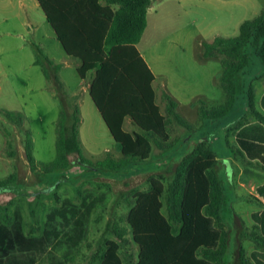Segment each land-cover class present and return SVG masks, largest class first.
Masks as SVG:
<instances>
[{
  "label": "rangeland",
  "instance_id": "rangeland-1",
  "mask_svg": "<svg viewBox=\"0 0 264 264\" xmlns=\"http://www.w3.org/2000/svg\"><path fill=\"white\" fill-rule=\"evenodd\" d=\"M240 4L243 6L223 0L222 4L205 6L197 2L185 6L174 19L173 35L186 43H170L166 37H158L151 23L147 47L156 58L159 55V60L165 51L168 61L181 62L187 54L183 44H188L192 55L200 60V40L235 37L240 24L253 19L264 8V0H241ZM10 12L4 16L8 20H0V111L22 112L25 121L19 128L0 112V180L15 175L14 186L21 194L0 193V224L9 228L17 223L24 239L36 240L29 243L30 251L15 254L17 259L28 264H99L105 244L116 240V232L124 231L118 241V253L124 264H135L138 249L131 241L126 222L129 202H133L137 192L148 191L151 181L157 180L164 188L162 213L166 214L165 197L174 167L203 143V148L208 147L215 154L213 171L226 199L220 213L221 223L217 225L227 239L224 264H238L240 249L247 259L255 255L264 262V247L260 248L256 241L257 235L264 236V197L259 194L264 188V123L249 110L247 94L252 87L255 109L264 116V64L255 54L254 44L247 48L250 61L240 75L242 88L234 108L223 118L201 120L198 105L192 107L181 102L180 115L194 125V131L168 120L167 142L171 147L159 149L153 143L148 161L118 173L89 172L73 165L66 171L43 174L40 163L55 158L56 121L62 106L51 82L28 61L31 51L35 55L36 47L42 52L25 29V23L35 26V19L29 18L16 0ZM76 85V81L67 80L65 107L75 104L71 95L75 94ZM76 93L75 99L82 101L83 116L78 131L83 155L101 160L109 152L117 159L114 140L90 96L80 90ZM224 98L221 88L219 98H208L204 106L215 107ZM162 101L165 103L163 96ZM162 112L165 114V108ZM124 128L134 129L129 123ZM26 129L33 139L36 160L33 166L24 152ZM239 140L250 144V153L241 150ZM51 186L50 191H44Z\"/></svg>",
  "mask_w": 264,
  "mask_h": 264
},
{
  "label": "trees",
  "instance_id": "trees-1",
  "mask_svg": "<svg viewBox=\"0 0 264 264\" xmlns=\"http://www.w3.org/2000/svg\"><path fill=\"white\" fill-rule=\"evenodd\" d=\"M47 23L54 31L66 54L79 62L78 75L90 81L89 95L106 125L119 153L117 159L109 152L101 160L83 155L79 141L80 112L73 104L65 107L64 86L57 77L60 65L54 64L35 48L34 65L39 66L51 82L61 103L56 121L55 158L40 163L43 174L66 171L71 166L89 172L118 173L134 164L148 161L152 144L159 149L170 148L166 128L173 120L188 131L193 124L182 118L176 103L167 95L165 114L156 103L154 75L136 46L147 25V11L154 0H36ZM254 44L255 54L264 64V8L250 20L243 21L235 37H215L202 44L204 58L217 57L222 72L218 83L225 98L222 104L206 108L198 102L201 120H217L234 108L242 85L240 75L249 65L247 48ZM249 110L264 123V116L256 111L252 87L248 91ZM264 105V102H262ZM4 118L21 128L22 112L1 110ZM130 119L138 132H128L124 122ZM24 152L33 166V140L30 130L24 131ZM241 150L250 153L246 141L239 140ZM258 158V157H257ZM215 154L203 143L184 155L174 167L173 180L165 197L166 214L162 213L164 188L160 181H151L146 192H137L126 217L131 241L137 247L135 264H224L227 239L217 225L226 201L220 180L214 173ZM31 166V167H32ZM33 168V167H32ZM15 175L0 180V193L21 195L14 186ZM57 185V184H56ZM53 186L44 191H50ZM264 197V188L259 190ZM115 233V232H114ZM109 240L99 264H124L119 255V239L124 231ZM19 224L9 228L0 224V264H28L17 253L30 251ZM257 245L264 247V236H256ZM238 264H264L255 255L247 259L243 249Z\"/></svg>",
  "mask_w": 264,
  "mask_h": 264
},
{
  "label": "crops",
  "instance_id": "crops-1",
  "mask_svg": "<svg viewBox=\"0 0 264 264\" xmlns=\"http://www.w3.org/2000/svg\"><path fill=\"white\" fill-rule=\"evenodd\" d=\"M222 1L223 0H213V2L212 0H154L148 8L146 16L147 25L136 48L154 75L155 79L153 82V88L155 90L156 103L161 112L162 109L165 108V103L163 101L160 103L161 97L164 94L169 96L171 100L176 103V110L179 115L181 102L188 106L196 107L200 101L205 104V101L208 98L216 97L218 99L219 89H221L218 83V76L222 72V65L220 59L217 57L204 58L201 56V58H199L200 60H197V58L192 55L191 48L188 44H183L187 50V54L181 62L168 61L166 55L167 52L165 51H162L159 60V55L156 58L155 54L150 51L149 47H147L148 38L146 35L150 24L152 23V25H155L158 37H166L167 41L170 43H175L177 41L180 43H186L185 40L182 41L180 38L174 37L173 35V26L175 24L174 19L178 16L177 12H180L185 6H194L197 2L205 3L206 6L209 5V3L222 4ZM231 1L238 6H243L240 4L241 0ZM16 2L23 10H25L26 15L29 16V18L32 19L33 17L35 19V26L25 23L26 33L31 35L32 42H37L39 44L38 46L47 58H49L54 64L61 66L57 72V77L63 84L64 88H66L67 80L72 79V81H76L77 83L76 91H73V93L77 94L76 92H79L80 90L81 94L84 95L88 93L89 95L90 81L88 79L82 80L79 77L77 72L79 62L70 58L66 54L60 42L57 40L51 26L47 23L37 1L16 0ZM100 2L105 4L104 0H100ZM11 6H13V0H0V16H2V19L0 20H8V17L4 16L8 14L10 15ZM197 6L198 5H195V7ZM204 11L208 13L209 10ZM193 12L197 13L195 9ZM209 12H212V10ZM204 42L205 41L200 40L201 55L202 44ZM162 49L163 48L160 50ZM34 60L35 55H33L31 51L28 60L29 64L32 67L40 68L39 66L34 65ZM75 94H72L71 96L74 98V103L79 107L80 117L82 118V101L79 98L75 99V97H77ZM126 123L133 124L130 119L125 120L124 126ZM133 127L134 129L128 132L139 131L135 125H133Z\"/></svg>",
  "mask_w": 264,
  "mask_h": 264
}]
</instances>
